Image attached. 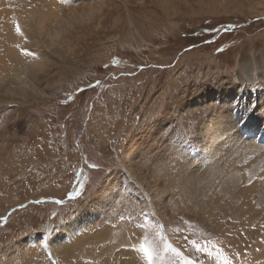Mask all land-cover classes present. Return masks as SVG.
<instances>
[{"label": "rangeland", "instance_id": "374dc122", "mask_svg": "<svg viewBox=\"0 0 264 264\" xmlns=\"http://www.w3.org/2000/svg\"><path fill=\"white\" fill-rule=\"evenodd\" d=\"M4 1L0 0L3 5L0 6V52H3V35L8 28L16 33L20 28L27 32L25 27L29 24L27 18L17 24V18L3 10L9 4L14 12H19L33 3L32 0H6L5 5ZM97 1L81 0L72 5L65 1L66 4L61 5L62 14H70V9L78 8L74 12L76 17L84 12L82 8L87 11L101 1H105V8L109 7L110 0ZM142 1L145 9L141 8ZM166 11L168 17L164 16ZM72 20L65 19L66 29L78 51L50 55L51 60H47L37 44L31 47L30 54L36 51L39 55L35 60L38 66L44 67L48 63L44 68V72H48L36 90L33 81L28 82V99H18L8 90L0 89V264L122 263L113 255L110 256L113 260L109 255L103 259L101 253L97 259L95 256L91 258L88 242L96 252L94 240L90 237L115 214L116 202L122 203L133 196L129 190L122 189V184L113 192H105L102 199L99 195L105 184L115 180V174H123L125 166L132 171L121 159L131 126H134L135 137L140 133L137 126L142 120L149 122L147 128L154 126L155 135L162 124L164 127L173 126V131L185 140L184 143H191L188 138L196 142L191 147L193 153L199 150L206 154H194L195 158L205 161L214 156L223 160L224 153L235 152L232 144L228 140L224 144L221 140L208 138L206 132L196 127L199 122L215 117V111L210 108L215 106L214 102H229L225 115L239 117L240 122L243 116L256 109L264 111V88L256 69V58L264 54V0H135L129 11L120 6L104 23L92 19V23L87 22L86 26L82 23L83 26L78 27L79 22L75 24L76 30H71L68 25ZM85 29L90 43L87 48H83L82 40ZM92 30L100 31L95 35L98 38L91 37ZM28 37L31 38L29 34ZM25 38L23 35L21 39L24 41ZM14 44L12 46L17 50L22 48L16 41ZM30 57H26L27 62L32 61ZM247 57L252 58L255 67L254 81L239 66V61ZM241 78H245L244 83ZM179 101L183 105L170 117L173 121L170 123L164 108L176 106ZM244 130L241 133L246 134ZM258 144L263 146L264 142L258 141ZM238 151L237 155L244 154V151ZM245 157L249 159L251 156ZM257 158V162L261 158L264 167V156ZM223 164L224 161L220 166ZM248 169H245L246 173ZM259 173L262 175L260 181L264 180V170ZM236 174L240 177L243 172ZM245 183L241 186H251L253 179ZM132 188L134 193L138 185ZM262 193L263 189H260L255 203L263 208L264 213ZM81 207L101 208L99 219L110 211L109 207L112 209L110 216L102 217L95 224L88 238L84 234L76 236L68 243L72 245L70 249L52 254L48 250L49 242ZM121 209H125V204ZM136 216L147 225L146 233L141 231L144 233L142 242L147 246H142L148 248L149 253L152 252L151 245L159 251L149 264H208V257H199L187 249L188 244L199 248L196 240L178 241L179 245H176L165 233L159 239L153 230L156 227L163 233V225L156 214L151 213L152 219L146 212ZM189 225L192 226V222ZM248 227L250 230H237L233 244L235 250L226 246L223 254L219 253L220 260L227 258L234 264L242 263L252 244L264 245V221ZM186 232L190 238V231ZM247 232L253 235H247ZM178 236L181 237L182 233ZM216 240L219 238L213 239ZM166 245L176 251H165ZM126 246L128 249L129 245ZM256 251L258 254L262 252L259 247Z\"/></svg>", "mask_w": 264, "mask_h": 264}, {"label": "bare ground", "instance_id": "6f19581e", "mask_svg": "<svg viewBox=\"0 0 264 264\" xmlns=\"http://www.w3.org/2000/svg\"><path fill=\"white\" fill-rule=\"evenodd\" d=\"M32 1L33 3L31 2L30 7L20 10L19 12H14L9 4L7 9L5 8L6 11H4L5 9L3 10V12L14 16V18L16 17L19 20L16 19L17 24L24 18H27L25 20L29 23L26 24L25 27L27 32L25 29L22 30L20 28L17 29L16 33L12 28H6L7 31L4 32L5 34L3 33L5 43L4 46L1 45V47H3V52H0V89H6L11 95L22 100L28 99L30 95V91H28V82L33 81L35 84L34 90H36L39 88L38 85L40 80H43L41 78L48 72L46 70L44 72V68L45 66L47 68L48 63H46L44 67L38 66L39 63L35 61L39 57L37 52L33 51L30 54L32 46L34 47V45L37 44L39 46L38 48L45 52L47 60H51L50 57L55 54L60 55L62 53L67 54L71 53V51H78V49L73 46L71 37L67 34V20L70 18L73 19L68 25L69 29L71 27V30H76L75 24L79 22L78 27L83 26L82 23H84L85 26L87 22L92 23V19L104 23L107 22L113 14H116L120 6L125 7V10L129 11L131 3L135 2V0H110L109 7L105 8V1H101L97 6L89 7L87 11L84 10L85 8H82L84 12L75 17L76 13L74 12L79 10L78 8H72L70 9L72 10L70 14L64 12V15L62 14L61 5L66 3L72 5L81 0H65L66 3L63 0ZM6 4L7 3H5V5ZM140 5L141 8L144 7L143 9H145L143 1ZM0 6L3 5L0 4ZM173 11H175V9H173ZM165 13H167V11ZM168 14L169 13L164 16L166 17L167 15L168 17ZM55 18L57 20L56 22L54 20ZM173 23L177 25L176 22ZM73 32L79 33L80 31ZM91 32V37L98 38L95 35L100 31L92 30ZM83 33V48H87L90 45L88 42V32L85 29ZM28 34L32 39L28 37ZM32 34H34V37ZM23 35L26 37L24 41V38L21 39ZM17 37L19 39H16ZM33 38L35 40H33ZM15 41L17 46L19 47V45H21L22 48L19 47L17 50V48L13 47L12 44H14ZM27 56L33 58L31 59L32 61H30L32 63L26 61ZM239 66L247 76L252 78L253 81L255 80V67L252 58H242L239 61ZM256 69L258 78L262 81L264 88V54H260L256 58ZM241 81L244 83L245 78H241ZM19 83H21V86L18 87ZM214 104L215 106H211L210 108L212 111H215V117L209 121L199 122L196 127L206 132L208 138L216 141L221 140L224 144L228 140L232 144L231 148L234 149L235 152L232 154L229 152L224 153L222 155L223 160L220 157L214 156L205 161L201 158H195L194 154L203 156L206 154L199 150H197L198 153H193L191 147H194L196 142H192V140L188 138L191 143H184L185 140H182V138L173 131V129H175L173 126L164 127L162 124L158 134L155 135L154 126H149L147 128L149 122L142 120L140 124L137 123L139 124L137 127H139L140 133L136 137L133 133L135 130L134 126H131V134L127 133L128 136H126L124 141L126 142L125 146H123L125 150L121 154V159L129 165L132 171L125 166L123 168V174H115V180L112 181L111 179L105 184L99 195H102V199L103 196H105V192H113L117 189L119 184H122V189L129 190L133 196L124 199L122 203L116 202L114 204L116 208L115 214L110 217V220L101 225L97 233L90 237V239L94 240L96 247V252H93L91 243L88 242L92 250H89L91 258L95 256V259H97V255L101 253L103 259L108 257L106 255H109V257L113 255L114 258L119 257L122 262H119V264L151 263L142 250V244L145 246V242H142L144 233L141 231L144 230L146 233L147 225L144 220H140L136 216L138 213L142 212H146V215L151 219V213L153 212V214L155 213L158 219L161 220L163 233L156 227L155 230H153L156 233L155 235H157V237L159 236V239L162 237V234L165 233L168 234L172 242L176 245H179L178 241L196 240L200 247L196 249L192 245L188 246V244L187 249L199 257H208V264H221L222 260L218 261L217 256L219 253L223 254V251L227 247H234L233 244L236 242L235 234L237 230L239 232V228L245 231L249 229V225H260L261 221H264L263 208L255 203V198L259 196L258 191L260 189H263L262 196H264V180L260 181L262 175L260 176L259 173L260 171L262 174L264 167L262 166L263 163L260 161L261 158L258 162L256 161L258 159L257 156H264V145L258 144V141L264 142V136L262 135V133L264 134V111L263 109H256L251 114H248V116H243L240 122L239 117H229L225 115L224 110L229 102L223 104L214 102ZM182 105L183 102L179 101L176 106L167 105L164 108L166 113L165 116L170 123L173 122L170 117L177 108ZM249 112H251V110H249ZM236 114L241 115L242 113L237 112ZM260 117H262L261 120ZM234 121H237L236 124ZM261 121H263L262 125H260ZM211 122L213 124L212 126H210ZM239 122L238 128L237 124ZM243 129H248V131L245 132L246 134L241 133ZM221 133H223L222 136H213ZM201 150H204V147H201ZM238 150L244 151V154L241 153L237 155L236 153ZM214 155L216 154L214 153ZM245 156H251L253 158L250 157L246 159ZM223 161L224 164L220 166ZM247 168H249L248 173H246L247 171L245 172ZM237 172H243V174L239 177L237 176L239 174H236ZM246 174H248V177H246ZM250 179H253V184L251 186H241L245 181V184H247L248 181L250 182ZM136 185H138V188L135 189L133 193L132 187ZM253 190H255V193ZM94 196L93 194V198ZM153 200H155V202H153ZM126 201H130V203H126ZM168 203L171 205L170 209ZM123 204H125V209L122 211L121 205ZM109 209L110 211L102 214V217L110 216L112 208L109 207ZM100 210L101 208L81 207L67 226H62V230L57 232L54 239L49 242L50 248L48 250L50 252L52 251V254H54L53 252L55 251L68 250L72 247V245L68 243L76 236L80 237V235L84 234L86 235L85 237L88 238V234L91 233L95 224L102 218L99 219L100 215L98 212ZM170 210H173L177 214L172 213ZM190 222H192V226L189 225ZM41 228H43L44 231L47 230L46 227L41 226ZM186 230L190 231V238L186 235ZM178 233H182V236H178ZM183 233L185 234L183 235ZM198 233L201 236L197 235ZM249 233L252 234V232ZM249 233L247 232L246 234L249 235ZM256 233L259 234V232ZM185 236L188 238L186 239ZM196 236L202 238H197ZM30 237L33 238L34 236ZM208 237L210 238V249L208 246ZM214 238H219V240L213 241ZM250 239H252V236ZM144 240H146V236ZM125 243L129 245L128 249ZM259 245V243L252 244L243 262L236 264H264V245ZM257 247L260 248L259 252L262 251L260 254L256 251ZM233 249L235 250V247ZM41 251L42 250H40V252ZM237 252H239V250ZM102 257L100 258L101 260ZM229 257L231 258V256ZM151 260L153 261V259ZM185 263L187 264L188 262ZM234 263L229 262V264Z\"/></svg>", "mask_w": 264, "mask_h": 264}, {"label": "snow or ice", "instance_id": "6c2138e0", "mask_svg": "<svg viewBox=\"0 0 264 264\" xmlns=\"http://www.w3.org/2000/svg\"><path fill=\"white\" fill-rule=\"evenodd\" d=\"M151 248H152V252L149 253L148 248H145L144 246H142V250L144 251L145 255L148 257V259H149L150 261H151L153 255H159V251L157 250V248H156L155 245H151ZM164 250H165V251L171 250V251H173V252L176 251L174 248H171V245H166V247H165ZM177 255H179V253H177ZM220 255H221V254H218V256H217L218 261L220 260ZM181 259H183V257H181ZM221 264H229L227 258H224V259L221 261Z\"/></svg>", "mask_w": 264, "mask_h": 264}]
</instances>
